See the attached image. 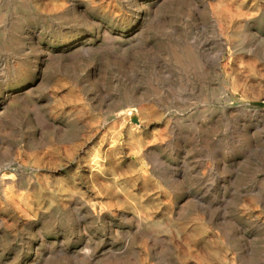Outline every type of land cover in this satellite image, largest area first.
Instances as JSON below:
<instances>
[{"label": "rangeland", "instance_id": "1", "mask_svg": "<svg viewBox=\"0 0 264 264\" xmlns=\"http://www.w3.org/2000/svg\"><path fill=\"white\" fill-rule=\"evenodd\" d=\"M142 2L0 0V264H264V0Z\"/></svg>", "mask_w": 264, "mask_h": 264}, {"label": "bare ground", "instance_id": "2", "mask_svg": "<svg viewBox=\"0 0 264 264\" xmlns=\"http://www.w3.org/2000/svg\"><path fill=\"white\" fill-rule=\"evenodd\" d=\"M88 3H92V0H85ZM165 0H143L141 6H146V7H151L152 5H156L160 6V4L162 2H164ZM63 7V6H62ZM61 10V9H60ZM232 35L237 36L239 35V31L235 30L234 32H232ZM89 42V43H88ZM88 43V45H87ZM54 44V45H53ZM50 46H53V50L54 51H60V49L63 48V45H60L59 42L56 43H51ZM93 46L91 45L90 40H85V41H80L78 43H76L74 46H72L70 48V50H74V52H78L80 50H86V49H91ZM51 54V52H50ZM188 57V56H187ZM22 73V72H21ZM22 78H24L27 75V71H23ZM26 88L28 87H22V88H18L15 89L13 91H11L10 94H7L4 98V100L6 101H16L17 99L22 98L23 96H25L28 92L26 90ZM13 95V96H12ZM141 141V140H140ZM142 143H138V145H135L131 151H133V155L138 154L139 158L141 160L142 156L144 155V147L142 146ZM102 146V148H99L98 150H96L90 157L89 159H87L85 161L88 169H89V175L93 176L95 173H100V174H105L106 170L105 167L106 165L109 164V157L112 155H119L122 153V149H121V143L119 142V139H116L115 137H102L100 140V147ZM92 213L95 216H99L98 215V205L92 204L91 208ZM149 218L150 219H154L152 217V212L149 214ZM210 233V234H209ZM224 234V233H223ZM199 237L194 240V242L187 246L186 248V256L195 261L197 264H211L209 261L212 259L214 261H218L219 264H230V263H226L223 262V260H218V252L213 250L211 248V241L209 240L211 237L210 235L213 237V233L209 232L205 229L200 230L199 232ZM216 236V235H215ZM209 241V242H208ZM201 248L203 250H201ZM81 251V249H80ZM83 252V251H81ZM243 254L242 253H237L236 256L240 259L241 256ZM214 257V258H212ZM252 257V256H251ZM243 259V257L241 258ZM236 264H256V262L250 258V259H244L236 261ZM185 264V263H183Z\"/></svg>", "mask_w": 264, "mask_h": 264}]
</instances>
